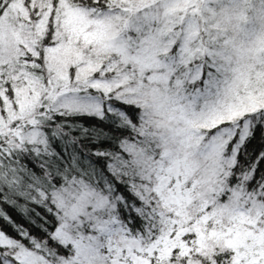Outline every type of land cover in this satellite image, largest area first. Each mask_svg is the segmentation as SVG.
I'll return each instance as SVG.
<instances>
[{
    "label": "snow or ice",
    "instance_id": "snow-or-ice-1",
    "mask_svg": "<svg viewBox=\"0 0 264 264\" xmlns=\"http://www.w3.org/2000/svg\"><path fill=\"white\" fill-rule=\"evenodd\" d=\"M0 264H264V0H0Z\"/></svg>",
    "mask_w": 264,
    "mask_h": 264
}]
</instances>
